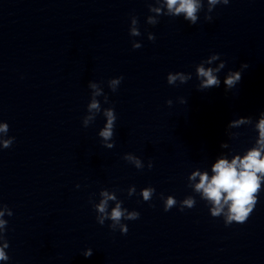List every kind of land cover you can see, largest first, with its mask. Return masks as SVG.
<instances>
[{"label":"clouds","instance_id":"obj_1","mask_svg":"<svg viewBox=\"0 0 264 264\" xmlns=\"http://www.w3.org/2000/svg\"><path fill=\"white\" fill-rule=\"evenodd\" d=\"M230 0H207L208 9L207 13L204 16L206 21H211L213 17L210 15L211 12L216 8L217 5H228ZM166 5L167 12L164 15L178 17L183 14V17L191 25L197 24L199 20L198 13L204 10L203 0H164ZM149 11L161 14V9L158 7H151L149 5ZM138 19L136 17L132 18V27L130 29V35L140 36V30L136 27ZM147 23L150 25H156L159 21L153 17L149 16L147 18ZM149 41H154L155 36L152 33H149ZM142 45L139 43H133V49H139ZM219 59V54H213L208 60L201 63L196 68L197 79L200 80V83L197 85V90L203 91L211 89L213 87L220 86V79L216 75L222 68L225 67V62H222L219 67L205 68L204 63L211 64L212 61ZM248 64H241V69H247ZM191 74H185L184 72H169L167 74V83L172 86L179 84H185L191 80ZM124 77L119 76L108 81V86L112 92H116L119 85L123 81ZM242 79L241 71H230L227 77L224 79V84L226 90L234 89L237 84ZM89 87L93 89L91 102L87 105V111L89 115L83 118V126L88 127L90 122L94 121L96 113L101 111L100 102L95 98L100 96L101 89L96 83H90ZM180 103L185 104L187 101L184 98H179ZM105 103H109L107 97L104 100ZM166 103L171 106L172 100L166 101ZM103 115L107 118V123L103 129L99 132V136L103 138L105 142L104 147L113 148V143H107L110 140H113L114 137V128L117 116L113 107L107 108L104 110ZM261 119L259 120L258 125L256 126L259 129V140L257 141V146L251 148L243 156L236 155L231 160L227 158H219L211 168L212 175L209 176L207 172L196 171L193 172L189 177L190 181H195L199 177V182L194 184V191L201 195L203 200L209 202L213 207L211 208V215L213 217H218L224 211L225 206H227V215L225 219V226L231 225L233 222L243 224L250 217L253 212L257 202L258 196L261 192V185L264 183V113L261 114ZM247 119H239L232 121L228 127H236L240 124L249 123ZM9 125L6 122L0 123V148L8 149L13 145L14 137H8ZM7 137V138H4ZM221 147H227L226 144H222ZM124 160L133 164L136 169H143V164L141 160L135 155L126 154L123 157ZM153 167L152 161H149L148 169ZM77 188L80 185H76ZM155 188L149 186L141 190L139 195L142 197L144 202H150L155 194ZM128 196L136 194V188L133 185L128 189ZM100 196L102 199L98 204L94 206L95 211L99 213L96 217L97 222L103 226L105 220H111L112 223L109 225L112 231H116L119 227L121 234H127L128 227L126 224L122 223V220H137L140 217V213L137 211L129 212L127 208L122 207L123 201L118 199L115 192L110 193L107 190L101 191ZM161 200L163 201L164 211L167 212L173 207H176L179 203V210L184 211L185 208L191 209L195 206L196 201L194 197L189 196L182 201H177L175 197L168 196L166 199H163L161 195ZM109 201L115 202V207L111 209V212H108ZM91 203V199L89 201ZM11 217L13 215L11 209L3 204L0 207V240H3L4 243L0 246V261H8L9 256L5 249L9 248V243L5 237L7 231L8 221L3 219V217ZM93 251L91 248L88 251L84 252L83 255L91 257Z\"/></svg>","mask_w":264,"mask_h":264}]
</instances>
